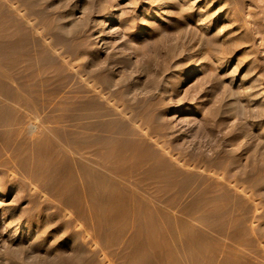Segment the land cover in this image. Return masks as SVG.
Instances as JSON below:
<instances>
[{
    "label": "rangeland",
    "instance_id": "374dc122",
    "mask_svg": "<svg viewBox=\"0 0 264 264\" xmlns=\"http://www.w3.org/2000/svg\"><path fill=\"white\" fill-rule=\"evenodd\" d=\"M0 264H264V0H0Z\"/></svg>",
    "mask_w": 264,
    "mask_h": 264
}]
</instances>
